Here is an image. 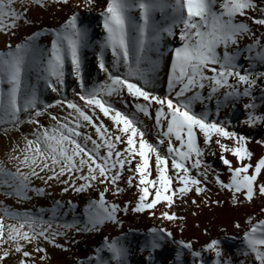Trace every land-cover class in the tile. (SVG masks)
Segmentation results:
<instances>
[{"label":"snow or ice","instance_id":"1","mask_svg":"<svg viewBox=\"0 0 264 264\" xmlns=\"http://www.w3.org/2000/svg\"><path fill=\"white\" fill-rule=\"evenodd\" d=\"M56 5L73 6L72 0H0V34L15 36L21 25L32 23L33 8ZM81 6L90 12L96 0H78L74 5ZM99 15L105 37L98 67L107 78L91 88L84 80L82 57L90 43L89 29L78 12L47 33L52 36L50 47L37 44L42 30L15 45L7 43L0 51V132L19 135L6 160H0L4 194L18 202L31 199L29 193L46 195L45 188L33 186L34 180H41L48 187L52 182L62 185L63 193L95 191L98 197L86 206L83 227L74 218L54 229L51 220L0 206V264H44L48 255L42 243L62 248L57 238L67 236L68 230L94 232L105 223L123 227L122 215L129 211L156 216L161 205L164 210L157 218L174 223L186 219L173 210L177 201L219 206L221 201H213L206 186L210 165L204 158L216 155L213 146L229 176L224 180L212 170V182L230 194L233 206L264 200V156L254 159L248 138L219 118L221 108L244 101L243 125H264V103L258 106L255 96L259 91L264 102V0H106ZM166 37H178L181 43L168 49L172 60L167 92L160 95L155 87ZM105 50L114 58L111 69L105 63ZM242 57L247 67L241 64ZM69 66L79 84L73 99L61 95ZM33 77L60 98L52 103L41 100ZM125 94L133 98L135 113L116 108L108 99L123 101ZM214 96L215 119L208 110H194L197 102ZM53 108L65 114L53 113ZM136 113L154 119L155 141L145 138L147 130ZM101 114L111 121V128ZM25 124L33 126L30 133L22 131ZM132 188L137 190L134 205L116 202ZM109 194L115 199L109 201ZM245 225V264L248 260L264 264V218L249 215ZM234 227L242 226L237 222ZM165 238L188 249L199 264H207L202 252L193 250V242L177 241L163 227L150 229V239L141 246L148 252L143 264H154L153 253ZM203 250L215 254L213 264H230L222 259L220 240H210ZM130 254L126 235L105 237L94 256L80 264H130Z\"/></svg>","mask_w":264,"mask_h":264},{"label":"rangeland","instance_id":"2","mask_svg":"<svg viewBox=\"0 0 264 264\" xmlns=\"http://www.w3.org/2000/svg\"><path fill=\"white\" fill-rule=\"evenodd\" d=\"M78 0H72L73 6L59 5L50 7L48 9L33 8L29 12V19L32 21L31 24H23L18 30H16L15 36H5L0 34V51L5 50V45L11 43L15 45L16 43L22 42L26 37L32 35L34 32L44 30V33L38 38L37 44L41 48L50 47V42L52 36L47 34L51 29L58 28L61 26L72 14L73 12H78L82 20L88 21L89 28V46L82 50L83 57V76L86 85L91 88L93 86L99 85L106 80V74L101 71L98 67V58L100 54V44L104 40L105 33L102 27V19L99 15L100 11L106 6V0H96V6L89 12L83 6L80 8H75L74 5ZM157 19H160L159 13H157ZM83 22V21H82ZM178 31V30H177ZM175 38L166 37L163 41L162 51L164 52V62L167 65V69L164 72L157 71V81L155 92L160 95H164L167 92V79L169 75V68L172 59V53L168 50L169 48H174L180 46L174 42ZM153 59H157V55L151 54ZM168 55V56H167ZM104 59L106 66L110 69L112 68L113 57L110 50H105ZM241 64L245 62L243 57L241 58ZM248 65L245 62V67ZM159 70V69H158ZM121 73L125 71L123 67L120 69ZM161 72V73H160ZM33 82L37 83L38 91L41 100L46 103H52L60 97L56 93L51 92L47 89L43 81L37 82L35 77H33ZM79 91V84L75 77L69 74L65 77V83L63 85L61 95L66 96L68 99H73V90ZM208 89L204 90V95L207 96ZM190 95V94H189ZM256 103L261 105L259 91L255 92ZM216 98L213 97L212 100H205L203 103L197 102L194 105V110L196 112H201L208 110L212 114V118H216ZM116 106V108L132 114L135 113V108L132 106L134 101L133 98L125 94L124 100L121 101L117 97L108 98ZM247 99V98H245ZM244 101L238 102L234 107H224L221 108L219 113V118L221 121L230 122L232 128L241 135H245L248 140L249 149L255 154L252 149V142H259L264 146V125H256L251 131H248L249 126L243 125V120L246 119V110L243 108ZM259 111V107L257 109ZM51 112L58 115L65 114L61 113L58 108L50 109ZM136 118L142 122V127L146 128L147 135L146 139L149 142H153L156 139L157 129L154 127V119L143 116L140 113H136ZM101 119L110 128L112 127L111 121L103 117L101 114ZM42 122L47 124L48 118L43 117ZM33 126L25 124L22 127L24 133H30ZM89 131H93L89 129ZM19 139L17 133H11L10 136H5L0 132V160H6V152L10 149L12 143ZM202 139V138H201ZM212 151L216 152V155L208 154L205 156L204 160L207 165H210V175L208 177L209 183L206 185L211 191L208 195L213 201L220 200L221 204L217 206L216 204H211L210 206H205L201 204L200 207L192 205L190 202L188 204H182L177 201V205L174 206L173 210L179 216H184L186 219L184 221L168 222L161 221L159 217L160 211L164 210L161 205L157 206L156 216L150 215L148 211L143 213H134L129 211L128 215H122L123 227L113 225L111 223H105L99 231L94 232H77L75 229L68 230L67 236H60L57 238V243L63 245L62 248L54 247L48 243H42V247L47 249L48 259L44 264H80L81 261L87 262L89 258L93 257L95 250L101 248L104 244L105 237L112 239L117 236L125 237L129 233L143 232L145 233L149 229L156 227H166V225L176 224V228L180 226L184 227L185 224L192 223V230L203 239V237L210 236L213 234L222 233L225 228L236 229L234 225L236 222L240 224L245 222V204L233 206L231 203V196L227 192H221L217 185L213 181L211 171L215 170L221 174V178L227 180L229 173L225 165L219 159L220 153L218 149L213 146ZM229 159H233L230 155ZM127 176L128 173H125ZM34 187H41L46 189V195H36L35 193H29L31 199L19 201L15 196H6L4 193L6 189L0 188V206H6L14 211L20 213L29 212L37 217L44 220H51L53 228L56 229L57 225L62 226L65 223H72L74 218L80 222V226L83 227V222L85 220L84 210L88 203L93 199H98L95 191L85 192V193H74L69 191L68 193L62 192V185L52 182V186H46L41 180H34ZM121 187H126L124 183H121ZM108 200L112 201L115 198L108 195ZM198 201L200 197H195ZM137 200V190L135 188L129 189L120 195L119 199L116 200L123 206L125 203L132 202L134 205ZM60 202V207H56V202ZM71 202V205L69 204ZM261 200L257 204H249V209L246 211L255 210L258 212L260 210ZM259 205V206H257ZM131 206V205H130ZM55 209V212L53 211ZM250 210V211H251ZM260 212V211H259ZM195 213V214H193ZM234 216H238L234 219ZM241 219H240V218ZM171 223V224H170ZM243 225V224H242ZM241 225V226H242ZM59 231H65L63 227L59 228ZM130 264H143L141 260L134 258L131 254L129 256ZM161 264H165L164 260ZM235 264H245V259H240Z\"/></svg>","mask_w":264,"mask_h":264},{"label":"bare ground","instance_id":"3","mask_svg":"<svg viewBox=\"0 0 264 264\" xmlns=\"http://www.w3.org/2000/svg\"><path fill=\"white\" fill-rule=\"evenodd\" d=\"M160 16V15H159ZM161 19V17H160ZM83 25L87 26L88 29L90 28V25L88 21L82 20ZM179 31V30H178ZM174 42L176 44H180L181 42L179 41L178 37L175 38ZM154 55H156L154 53ZM165 55V54H164ZM162 56L160 58V66H159V71L164 72V69L168 68L167 65L164 62V57ZM168 56V55H167ZM172 60V59H171ZM246 64L248 65V62L245 60ZM245 62L243 65L245 66ZM170 68H171V63H170ZM169 68V71H170ZM157 72V73H158ZM161 73V72H160ZM259 95L261 96L260 92ZM255 127H248L247 130L251 131ZM252 149L255 151L254 154V159L259 158L261 156H264V146L263 144L255 141L252 142ZM260 199L255 200L252 205H255L258 203ZM249 207V204H245V221L248 218L249 215H254L258 218H264V215L261 214V208H264V200H261L260 203V212H256L255 210H249L246 211V209ZM259 206V205H257ZM249 209V208H248ZM247 209V210H248ZM238 216H234V219ZM240 218V217H239ZM241 219V218H240ZM179 223V221H176ZM237 223V222H236ZM171 224V223H170ZM243 224V225H242ZM242 227L241 229H228L225 228L222 233L219 234H213L210 236L203 237V239L199 238L198 235L192 230V223L185 224L184 227L180 226L179 228H176V224L174 225H166L168 230L173 232V236L175 240H184V241H191L193 242L194 249L195 251H201L203 258L206 260L207 264H213V261L216 259L214 253L206 252L204 251V246L212 239H218L221 242V248L223 251V257L225 261H230V264H235L237 261L240 259H245L246 258L242 255V252L244 250V243H243V233L246 230V225L245 222L241 223ZM160 228V227H156ZM181 229H183L181 231ZM126 239L128 241V244L131 248V254L134 256V258L141 260L143 263L144 261L147 260L148 257V252L147 251H142L141 246L144 244L146 239H150V229L146 231L145 233L143 232H137V233H129L126 236ZM162 247L157 249L153 253V260L154 264H161V261L164 260L165 264H199V259L194 258L191 255V252L188 249H183L180 245L177 243H174L170 238H165L162 242ZM180 254V259L179 261L177 260V254ZM130 254V255H131ZM247 264H251V261L248 260Z\"/></svg>","mask_w":264,"mask_h":264}]
</instances>
